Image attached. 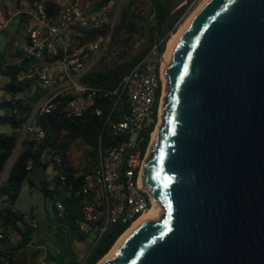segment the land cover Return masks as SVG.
<instances>
[{
    "label": "water",
    "instance_id": "water-1",
    "mask_svg": "<svg viewBox=\"0 0 264 264\" xmlns=\"http://www.w3.org/2000/svg\"><path fill=\"white\" fill-rule=\"evenodd\" d=\"M192 1L164 22L163 60ZM162 74L160 124L140 172L162 215L97 264H264V0H206Z\"/></svg>",
    "mask_w": 264,
    "mask_h": 264
},
{
    "label": "built area",
    "instance_id": "built-area-1",
    "mask_svg": "<svg viewBox=\"0 0 264 264\" xmlns=\"http://www.w3.org/2000/svg\"><path fill=\"white\" fill-rule=\"evenodd\" d=\"M99 1L70 0L52 15L51 0H2L4 17L0 21L1 33L15 20H22L24 40L15 52L16 62L25 69L17 81L33 83L44 92L29 120L33 121L35 112L48 113L56 106L74 117L92 109L95 116H105V129L119 138L114 146H99L95 167L85 177L82 192L87 200L81 208L79 231L88 248L80 260L109 228L128 223L130 227L155 204L140 185V172L160 124L165 85L160 43L120 77L115 89H95L81 82L84 74L104 62L118 15V0H106L101 5ZM104 28L105 34L82 42L90 32ZM98 99H109L113 105L107 118L105 111L95 106ZM119 104L124 108L115 115L113 109ZM28 130L34 139L43 135L34 123ZM56 213L60 218L64 214L59 203ZM26 219L35 227V220Z\"/></svg>",
    "mask_w": 264,
    "mask_h": 264
},
{
    "label": "trees",
    "instance_id": "trees-1",
    "mask_svg": "<svg viewBox=\"0 0 264 264\" xmlns=\"http://www.w3.org/2000/svg\"><path fill=\"white\" fill-rule=\"evenodd\" d=\"M105 1L100 0L99 4ZM140 1L149 4V18L144 17ZM183 2L184 0H123L103 56V66L84 74L81 82L95 89H115L120 77L143 59L154 44L160 43L165 20ZM60 6L56 0H51L49 13L55 15ZM105 33V28L92 31L82 42L93 40L97 35ZM140 40L142 44L135 47V42ZM17 57L15 52L14 58L8 62L6 53L0 51V76L7 80L2 90L9 95L0 103V107L6 110L0 116V125L12 131L9 134H0V264H18V254L32 246L39 235L33 209L28 212L15 209L25 183L37 189L51 202L52 215L48 217L47 229L54 231L52 237L47 238L54 249L47 247L45 259L40 262L97 264L125 233L129 223L109 228L88 256L80 260L73 244L85 241V236L79 231L81 208L87 200L82 187L85 177L95 167L99 146H114L119 138L105 129V116H95L92 109L74 117L67 116L60 106H56L48 113H34V126L39 127L43 135L35 139L31 134L30 137H25L21 147L15 152L19 132L30 119L44 93L33 83L17 81V75L25 69L24 64L16 62ZM109 101L106 99L102 102L98 99L95 103V106L105 111L106 118L113 107L109 105ZM123 108L122 104L114 107V114ZM77 141L88 146L84 150V162L80 167L72 165L69 157ZM8 164L10 165L6 177L2 179ZM44 164L47 165L44 172L46 180L40 181L35 171ZM48 170L51 173L48 174ZM57 203L64 209L61 218L56 213ZM26 217L36 221L35 227L28 223ZM39 254L35 253L33 257L36 258Z\"/></svg>",
    "mask_w": 264,
    "mask_h": 264
},
{
    "label": "rangeland",
    "instance_id": "rangeland-1",
    "mask_svg": "<svg viewBox=\"0 0 264 264\" xmlns=\"http://www.w3.org/2000/svg\"><path fill=\"white\" fill-rule=\"evenodd\" d=\"M1 1V0H0ZM59 4H64L66 2H69L70 0H56ZM123 0H118V5L122 3ZM205 0H193L190 6L186 9V11L183 13V15L175 22V24L172 26V32L171 35H174L178 33L188 22V20L191 18V16L199 9L201 4ZM140 4L142 6L143 15L145 18H149V11L150 6L149 4L145 3L144 1H140ZM119 5V8H120ZM119 11V9H118ZM0 20H2V15L0 13ZM22 33H19L17 35V38H22L24 36L21 35ZM171 37V36H170ZM1 45L4 47V43ZM19 44V40H16V43H14L12 46L9 47L7 45L5 48L11 49L12 54L16 51V47ZM142 44V40L135 42V47H139ZM11 53H8V56L12 55ZM104 62L95 66V68H101L103 66ZM1 85V84H0ZM2 94V91H0V96ZM3 113L6 112L5 109H2ZM33 121L28 120L24 128L19 132L17 145L15 148V152L19 150L21 147V142L24 140L25 137H30L28 128L32 125ZM88 146L84 144L81 141H77L75 145H73L69 157L72 165L76 167H80L82 163L84 162V150L87 149ZM9 165L7 166L2 179L6 177V171L9 168ZM47 170V168H46ZM45 170V171H46ZM47 173H51L50 170L47 171ZM15 207L20 211H29L31 208L34 210L35 218L38 222V230L37 235L38 237L34 240V243L32 246H29L28 248L22 250L18 256H17V263L18 264H39L41 260L45 259L47 247L50 249H54L52 245H50L47 237H52V231H48L47 225L48 223V217H51L52 210H51V202L43 197V195L35 188H31L27 183L24 184L23 189L20 193V196L18 198L17 203L15 204ZM14 240V239H13ZM15 241V240H14ZM74 251L78 254L79 257H82L85 255L87 251V243L85 241L82 242H74L73 244ZM40 253L36 258L33 257V254ZM39 262V263H38Z\"/></svg>",
    "mask_w": 264,
    "mask_h": 264
},
{
    "label": "crops",
    "instance_id": "crops-1",
    "mask_svg": "<svg viewBox=\"0 0 264 264\" xmlns=\"http://www.w3.org/2000/svg\"><path fill=\"white\" fill-rule=\"evenodd\" d=\"M61 5H63V4H61ZM0 13H1V15H2V19H3V17H4V10H3V7H2V0L0 1ZM1 21V20H0ZM22 24V20L21 19H17V20H15L14 21V23L13 24H11L6 30H5V32H1L0 33V51H4L5 53H6V57H7V61L9 62V61H11V59H13L14 58V53L12 54V52L13 51H11V49H7L6 50V46L7 45H9V47L10 46H12L14 43H16V40H19V43H21V42H23V40H24V37H22V38H17V35L19 34V33H22L21 35L22 36H24V31H23V29H22V26L23 25H21ZM2 39L4 40L3 41V45H4V47L1 45V41H2ZM8 53H11L12 55L11 56H8ZM5 81H7L5 78H3L2 76H0V91H2V94H1V96H0V103H1V101L3 100V99H7L8 97H9V95H6V94H4V91L2 90V87H3V85H4V83H5ZM2 109L3 108H1L0 107V116H2L4 113H3V111H2ZM12 131H11V129L10 128H8V127H6V126H3V125H0V134H2V133H6V134H9V133H11ZM24 186V185H23ZM23 186H22V189H23ZM32 188V187H31ZM22 189H21V191H22ZM21 191H20V193H21ZM19 196H20V194H19ZM19 198V197H18ZM18 201V200H17ZM17 203V202H16ZM15 209L16 210H18L16 207H15ZM32 209V208H31ZM30 209V210H31ZM29 210V211H30ZM18 211H20V210H18ZM21 212H28V211H21ZM33 212H34V210H33ZM35 214V213H34Z\"/></svg>",
    "mask_w": 264,
    "mask_h": 264
},
{
    "label": "bare ground",
    "instance_id": "bare-ground-1",
    "mask_svg": "<svg viewBox=\"0 0 264 264\" xmlns=\"http://www.w3.org/2000/svg\"><path fill=\"white\" fill-rule=\"evenodd\" d=\"M206 1V0H205ZM205 1L201 4V6L205 3ZM200 6V7H201ZM199 7V9H200ZM198 9V10H199ZM198 10L191 16V18L188 20V22L185 24V26L176 34L171 35L170 39L168 40L167 44H166V49H165V56H164V60H163V65L165 66V63L167 61V59H170L171 55L173 54L175 47L179 41V39L182 37V35L184 34L185 30L187 29V27L190 25V23L192 22V20L194 19L196 13L198 12ZM164 79V78H163ZM164 81H166L164 79ZM166 84V82H165ZM159 126V125H158ZM162 208L158 205V204H154L153 207L146 212L143 216H141L139 219H137L128 229L127 231L119 238V240L116 242L115 246L119 245L121 243V241L128 236L134 229H136L139 225H141L143 222H145L146 220H153L156 221L161 215H162ZM102 262V261H101ZM100 262V263H101Z\"/></svg>",
    "mask_w": 264,
    "mask_h": 264
}]
</instances>
